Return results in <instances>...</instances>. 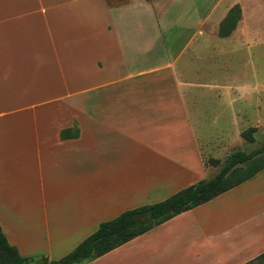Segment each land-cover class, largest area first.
Masks as SVG:
<instances>
[{
    "label": "crops",
    "instance_id": "1",
    "mask_svg": "<svg viewBox=\"0 0 264 264\" xmlns=\"http://www.w3.org/2000/svg\"><path fill=\"white\" fill-rule=\"evenodd\" d=\"M161 1L0 0V226L21 257L59 260L101 224L216 175L207 162L237 110L198 78L251 47L264 0H216L201 17L171 0L165 16L179 2L199 17L184 26L160 23ZM236 5L234 40H212L205 24ZM263 254L264 170L87 264Z\"/></svg>",
    "mask_w": 264,
    "mask_h": 264
},
{
    "label": "trees",
    "instance_id": "2",
    "mask_svg": "<svg viewBox=\"0 0 264 264\" xmlns=\"http://www.w3.org/2000/svg\"><path fill=\"white\" fill-rule=\"evenodd\" d=\"M241 16L239 5L232 8L225 19L230 21L234 13ZM236 26H233L235 30ZM223 37L233 30L226 31V25L220 27ZM256 128L242 132V138L248 143H255ZM209 165L218 168L214 177L190 186L167 200L152 206L127 211L116 219L103 223L99 229L79 244L71 253L59 260L45 257L23 258L18 250L11 246L0 226V264H87L106 255L114 249L143 235L173 217L206 204L220 195L251 180L264 170V141L249 152L235 151L223 161L210 159ZM151 215L152 220H145ZM249 264H264V254Z\"/></svg>",
    "mask_w": 264,
    "mask_h": 264
},
{
    "label": "rangeland",
    "instance_id": "3",
    "mask_svg": "<svg viewBox=\"0 0 264 264\" xmlns=\"http://www.w3.org/2000/svg\"><path fill=\"white\" fill-rule=\"evenodd\" d=\"M170 1L162 0L157 8L158 14L161 15L159 21L165 26L190 24L193 20L201 17L208 6L213 5L216 0H190L197 3L196 9L199 12V17L195 15L182 16L184 8L180 6L179 2L172 3L170 15L167 14L168 16H165L164 10L167 9V6H170ZM147 2L152 3V0H147ZM225 19L217 25H213L211 22L205 24V26H210L212 29L216 27L215 31L208 33L212 40H234L233 34L241 20V16L239 18L238 13H234L228 24H225ZM223 24L226 25V31L233 30V26H236L235 30L228 36L223 37L220 30ZM255 39L251 47L243 48L238 56L237 54L235 56H224L217 59V64L205 65L210 67V72H205L198 78L203 87L206 85L211 90L218 89L223 95L225 94L223 98V100L225 99V104L227 106L235 105L238 117V120L232 126L227 121L225 129L226 145L222 149L219 148L220 150L216 156L211 154L209 159L216 157L219 160H223L226 155L235 151L249 152L264 141V28L262 32L255 36ZM249 128H256L254 134L255 143L253 144L246 142L242 138V132ZM207 165L211 168V173L208 177H212L218 169L211 167L208 162ZM208 177L206 176L205 179H208Z\"/></svg>",
    "mask_w": 264,
    "mask_h": 264
},
{
    "label": "water",
    "instance_id": "4",
    "mask_svg": "<svg viewBox=\"0 0 264 264\" xmlns=\"http://www.w3.org/2000/svg\"><path fill=\"white\" fill-rule=\"evenodd\" d=\"M145 220L150 222L152 220L151 215L149 214V215L145 216Z\"/></svg>",
    "mask_w": 264,
    "mask_h": 264
}]
</instances>
